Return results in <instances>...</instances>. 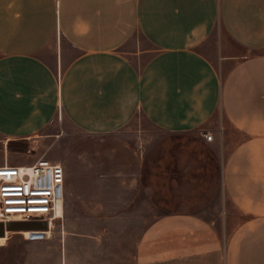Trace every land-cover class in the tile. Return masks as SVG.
<instances>
[{"label":"crops","instance_id":"crops-1","mask_svg":"<svg viewBox=\"0 0 264 264\" xmlns=\"http://www.w3.org/2000/svg\"><path fill=\"white\" fill-rule=\"evenodd\" d=\"M59 110L51 264H264V0H0V138L34 163Z\"/></svg>","mask_w":264,"mask_h":264},{"label":"built area","instance_id":"built-area-1","mask_svg":"<svg viewBox=\"0 0 264 264\" xmlns=\"http://www.w3.org/2000/svg\"><path fill=\"white\" fill-rule=\"evenodd\" d=\"M203 136L211 141L213 134ZM65 169L46 157L30 165H0V222H44L45 230L29 231L27 239L49 238L64 217ZM24 233V231H20Z\"/></svg>","mask_w":264,"mask_h":264},{"label":"rangeland","instance_id":"rangeland-1","mask_svg":"<svg viewBox=\"0 0 264 264\" xmlns=\"http://www.w3.org/2000/svg\"><path fill=\"white\" fill-rule=\"evenodd\" d=\"M219 35V34H218ZM218 35H215L216 39L213 37L212 42L216 44ZM137 47L147 46V42L143 40L140 34L136 36ZM134 42V39H133ZM215 46V45H214ZM147 125L144 122V118L141 115L136 117V120L128 126L129 130L126 133L134 130L138 125ZM57 134L41 135L40 142L35 143L36 149L40 151V156L45 155L46 158L51 160L62 161V158L66 153L81 150L82 149V137L84 136L82 132L75 129L71 124L66 121V117L62 111L59 110L55 123L49 129ZM62 134L60 137L59 135ZM9 150V155L11 154L10 165H30L32 161L39 157V152L36 154H27L22 152L26 149V146L20 143H11L10 145L6 143L5 140L0 138V158L5 157L7 153L5 150ZM139 210L143 216L150 218L155 214L152 207L149 205L145 196H141L139 200ZM59 220L56 221V223ZM57 223L54 228L55 236L60 229ZM141 225V224H140ZM30 236L29 231H24V233L19 231H11L6 233V237H0V264H51L55 261V256L51 250L55 248L51 244H44L27 239L25 236Z\"/></svg>","mask_w":264,"mask_h":264},{"label":"water","instance_id":"water-1","mask_svg":"<svg viewBox=\"0 0 264 264\" xmlns=\"http://www.w3.org/2000/svg\"><path fill=\"white\" fill-rule=\"evenodd\" d=\"M37 222H18L13 221L9 222L6 225L0 222V237L5 236L7 231H36V230H45L47 227L42 229L34 228L33 224Z\"/></svg>","mask_w":264,"mask_h":264},{"label":"bare ground","instance_id":"bare-ground-1","mask_svg":"<svg viewBox=\"0 0 264 264\" xmlns=\"http://www.w3.org/2000/svg\"><path fill=\"white\" fill-rule=\"evenodd\" d=\"M27 231V230H26ZM7 232H11V231H7ZM5 237V236H4Z\"/></svg>","mask_w":264,"mask_h":264}]
</instances>
